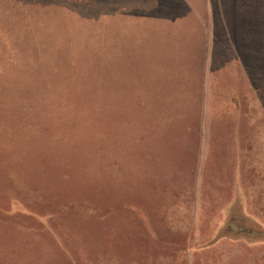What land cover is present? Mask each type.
<instances>
[{
    "label": "rangeland",
    "instance_id": "rangeland-1",
    "mask_svg": "<svg viewBox=\"0 0 264 264\" xmlns=\"http://www.w3.org/2000/svg\"><path fill=\"white\" fill-rule=\"evenodd\" d=\"M11 1L50 13L33 23L0 0V220L51 227L34 245L1 246L0 264H264V0ZM66 14L150 28L175 57L183 48L198 92L193 168L165 161L183 157L186 140L170 133L184 135L185 107L99 102L13 75L2 49L17 57L24 36L70 35ZM156 223L163 237L134 254L128 234Z\"/></svg>",
    "mask_w": 264,
    "mask_h": 264
},
{
    "label": "trees",
    "instance_id": "trees-1",
    "mask_svg": "<svg viewBox=\"0 0 264 264\" xmlns=\"http://www.w3.org/2000/svg\"><path fill=\"white\" fill-rule=\"evenodd\" d=\"M5 5L8 11L13 10L15 14L26 19L36 15L30 20L38 24L42 16L46 17L47 13H50L39 4H21L5 0ZM58 13L64 14L62 11ZM66 16L65 22L63 18L61 19L59 29L67 31L70 35L62 37L56 36L58 34L56 33L51 38L42 36L36 39L30 32L31 36H24L22 42L18 44L17 57L13 56L9 48L2 49L4 55L10 59L13 75L29 73L31 78L39 80L50 89L55 88L56 91L60 89L65 92L70 90L76 93L86 92L99 102L129 103L146 105L151 108L152 105H157L162 106V109L167 112L171 110V105L185 107L187 112H191L187 113L188 125L184 126V135H177L176 127H181L180 130L183 133L182 126H174L170 135L173 138L186 140L184 146L186 157L183 159L184 153L182 152L183 157L178 161L177 158L165 161L170 166L181 165L187 171L193 168L196 132H194L191 113L195 111L193 103L197 101L198 92L189 86L194 83L195 76L189 78L181 73L187 67L182 56L183 48L176 44L173 46L175 57L174 53H169L167 45L162 40L160 43L159 38L157 39L156 35L151 33L150 28L146 30L130 28L124 32L123 29H118L119 26L116 29L107 27L103 18L87 21L74 18V15L70 14ZM125 20L132 21L133 19L128 16L123 22ZM73 21L78 22L79 27L71 33L70 26ZM105 33L110 35V40L106 39ZM29 54L33 57L30 60ZM171 63L173 65H170ZM222 96L220 95V98L223 99ZM225 109L228 110V106ZM164 131L161 133L166 134ZM215 138L217 139V136ZM216 144L210 155V159L213 160L216 157V149L222 147ZM156 162L155 168L160 167L159 163L162 162L157 160ZM124 163L125 161L122 165ZM214 164L211 162L209 167ZM136 165L138 166V163Z\"/></svg>",
    "mask_w": 264,
    "mask_h": 264
},
{
    "label": "crops",
    "instance_id": "crops-1",
    "mask_svg": "<svg viewBox=\"0 0 264 264\" xmlns=\"http://www.w3.org/2000/svg\"><path fill=\"white\" fill-rule=\"evenodd\" d=\"M2 212L3 211L0 210V213ZM19 217L22 218L23 214H21ZM24 219H27V218H24ZM21 223L22 222L18 223V221L15 220L14 217H12V214H11L10 219L4 220V223L0 220V247L4 246L3 248H7V247L10 248L11 246L13 250L15 248L21 249V248H24L25 242H23V240H26V239L27 241H30V242H27L28 244L34 245V239L40 241L42 239L43 231H46V230L49 231L50 229L49 227H51L50 226L51 224L45 218L39 217V216L35 217V222L33 221V224L31 226L29 225L24 226ZM28 226L31 228H29ZM153 226L150 227L149 229H146L140 226L137 232H132V234H128V235H131L127 237L129 244H131L130 241H132V245L136 247V248L132 247V250H134V254H136L135 252L139 250H142L143 252H145L147 250V245H151V243H154V241L156 243L157 239H160L161 237H163L160 235V233L157 232V223L154 224ZM51 229H52V232H54L55 229L54 230L53 228ZM26 234H29V235L26 236ZM145 237H146L145 241L142 242L141 239L144 240ZM125 238L126 237L124 234L119 235L118 238H110L109 240H106L107 242H104V244H108L109 242H112V243L117 242L119 245H123L124 242L127 240ZM7 241H10V242H7ZM221 248H222L221 252L226 250L224 246L223 247L221 246ZM134 254H132V256H134ZM244 255H246L245 251L242 252L240 257L244 259ZM229 257H232V256L230 255ZM229 259L232 260L233 258H229ZM128 260L132 261L133 258L132 257L128 258ZM146 262H147V259H146ZM222 264H231V262L222 263ZM239 264H247V262L241 261Z\"/></svg>",
    "mask_w": 264,
    "mask_h": 264
}]
</instances>
